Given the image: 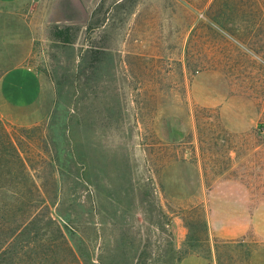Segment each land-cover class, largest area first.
<instances>
[{"label":"rangeland","instance_id":"1","mask_svg":"<svg viewBox=\"0 0 264 264\" xmlns=\"http://www.w3.org/2000/svg\"><path fill=\"white\" fill-rule=\"evenodd\" d=\"M0 246L264 264V0H0Z\"/></svg>","mask_w":264,"mask_h":264},{"label":"crops","instance_id":"2","mask_svg":"<svg viewBox=\"0 0 264 264\" xmlns=\"http://www.w3.org/2000/svg\"><path fill=\"white\" fill-rule=\"evenodd\" d=\"M199 103H200L201 105H203V106H207V105H209V104H207V103H205V102H203V101H199Z\"/></svg>","mask_w":264,"mask_h":264},{"label":"trees","instance_id":"3","mask_svg":"<svg viewBox=\"0 0 264 264\" xmlns=\"http://www.w3.org/2000/svg\"><path fill=\"white\" fill-rule=\"evenodd\" d=\"M2 247L0 246V257H1V255H2Z\"/></svg>","mask_w":264,"mask_h":264}]
</instances>
